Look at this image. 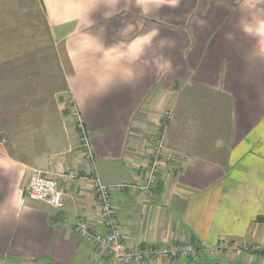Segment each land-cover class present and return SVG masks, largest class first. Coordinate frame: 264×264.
Listing matches in <instances>:
<instances>
[{"label":"crops","instance_id":"1","mask_svg":"<svg viewBox=\"0 0 264 264\" xmlns=\"http://www.w3.org/2000/svg\"><path fill=\"white\" fill-rule=\"evenodd\" d=\"M39 4L91 157L68 116L23 159L0 138V264H112L77 229L83 217L106 232L95 179L113 189L125 244L203 251L137 264H211L219 244L264 245V0ZM156 140L158 161L176 162L149 189ZM36 170L57 179L60 210L27 196Z\"/></svg>","mask_w":264,"mask_h":264},{"label":"rangeland","instance_id":"2","mask_svg":"<svg viewBox=\"0 0 264 264\" xmlns=\"http://www.w3.org/2000/svg\"><path fill=\"white\" fill-rule=\"evenodd\" d=\"M60 65L39 0H0V138L17 159L42 147L50 119H75V107L61 92ZM75 128L79 133L77 120ZM242 243H222L204 254L211 264L264 263V253L254 247L241 254L232 249Z\"/></svg>","mask_w":264,"mask_h":264},{"label":"built area","instance_id":"3","mask_svg":"<svg viewBox=\"0 0 264 264\" xmlns=\"http://www.w3.org/2000/svg\"><path fill=\"white\" fill-rule=\"evenodd\" d=\"M73 118L77 120L79 130V142L81 149L91 157V146L88 136L85 132L81 116L77 109L73 111ZM152 149V166L149 168V176L147 187L153 189L158 185L159 173L162 166H172L176 162V156L167 155L164 160L158 161L161 154V144L158 140ZM47 172L34 171L30 185L27 189V196L34 201H43L60 210L65 204V193L59 188L56 178L47 176ZM72 178H78L79 175L72 172L68 175ZM95 195L100 204L101 219L106 228L105 233L92 234L88 230V225L83 217H79L77 229L83 240L87 241L102 252H106L111 256L112 264H137L145 260H164L171 261L177 258H192L198 253V248L189 242L173 243L166 246H142L132 248L123 241L122 232L119 224V215L114 204L112 192L113 189L104 185L99 179L94 180ZM232 246V245H231ZM229 248V246H226ZM254 247L256 250L264 253V245L242 243L238 248L239 254L244 249ZM219 249V248H218ZM217 249V250H218ZM210 253V251H209Z\"/></svg>","mask_w":264,"mask_h":264},{"label":"water","instance_id":"4","mask_svg":"<svg viewBox=\"0 0 264 264\" xmlns=\"http://www.w3.org/2000/svg\"><path fill=\"white\" fill-rule=\"evenodd\" d=\"M217 264H224V263H217Z\"/></svg>","mask_w":264,"mask_h":264}]
</instances>
